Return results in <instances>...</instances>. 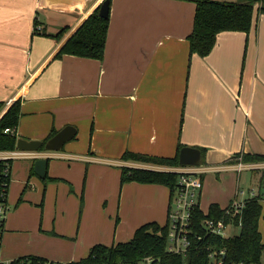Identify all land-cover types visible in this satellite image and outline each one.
I'll return each mask as SVG.
<instances>
[{
  "label": "crops",
  "instance_id": "0c3cea01",
  "mask_svg": "<svg viewBox=\"0 0 264 264\" xmlns=\"http://www.w3.org/2000/svg\"><path fill=\"white\" fill-rule=\"evenodd\" d=\"M101 1L0 0V112L19 99L16 137L45 140L75 128L57 150L9 159L0 260L69 263L94 244L130 239L143 223L164 224L169 188L120 183V168L179 166L125 160V150L172 156L179 145L203 148L201 182L208 171H264V161L229 160L237 152L264 154V12L254 11L248 32H219L200 56L187 40L194 1L109 0L101 59L55 58ZM37 159L45 160L41 175ZM231 185L234 196L237 177Z\"/></svg>",
  "mask_w": 264,
  "mask_h": 264
},
{
  "label": "trees",
  "instance_id": "16d2710c",
  "mask_svg": "<svg viewBox=\"0 0 264 264\" xmlns=\"http://www.w3.org/2000/svg\"><path fill=\"white\" fill-rule=\"evenodd\" d=\"M195 2V10L192 20V28L187 36L190 53L200 56L206 55L213 47L216 35L224 30H240L248 32L254 11L264 12V0H192ZM255 4L256 7H255ZM98 7L95 6L61 41L53 56L56 58L63 54H72L94 59L103 56L105 38L108 26V14L106 17L98 15ZM36 20L33 25L35 29ZM66 31L65 27L58 30L53 36L60 37ZM3 102L0 101V109ZM19 99H14L0 112V151L14 150L16 136L14 133L4 131L15 128L19 115ZM54 133V132H53ZM53 133L48 135L50 137ZM47 139V138H46ZM45 139V140H46ZM43 140V141H45ZM178 146L172 156L150 155L130 150H125L121 157L142 163H150L165 166H180L178 162ZM40 148H43L42 146ZM203 148H200L201 157ZM239 156V159H238ZM202 159V158H201ZM229 159V158H228ZM229 160L242 162L264 161L262 153H234ZM6 161H9L6 160ZM4 160H0V201L5 202L9 174L2 173ZM259 180L264 182V171ZM178 173L170 170H160L145 167L121 166L120 183L126 181H138L148 183H161L169 188L176 184ZM261 183V182H260ZM224 207L217 203H210L205 214L198 207L192 210L191 244L185 253L176 254L166 250L167 225L150 221L138 226L130 239L114 244H94L88 254L69 263L95 262L100 264H141L143 258H151V264H208L207 247L224 248V264L229 262H242L243 264H260L264 258V237L259 230L260 218L264 221V212L261 202L256 198L245 201L239 214L240 227L236 234L220 236L206 232L200 222L204 216L218 218L223 216ZM237 217L233 222H237ZM45 260L35 256H27L11 260L10 264H45ZM48 264H53L48 262ZM62 264V263H58Z\"/></svg>",
  "mask_w": 264,
  "mask_h": 264
},
{
  "label": "built area",
  "instance_id": "2783aa9c",
  "mask_svg": "<svg viewBox=\"0 0 264 264\" xmlns=\"http://www.w3.org/2000/svg\"><path fill=\"white\" fill-rule=\"evenodd\" d=\"M35 29L40 30V26L36 24ZM9 133H13V129H5ZM9 154H2L0 151V160H4L2 173L9 174L8 159L18 157L26 153L24 150H9ZM240 169V168H239ZM178 173L176 184L169 191V201L166 214V250L171 253L183 254L187 252L191 244L192 231V210L199 208V192L201 185L200 173L203 168L197 165H181L175 169ZM2 196L3 194L0 193ZM250 198H256L259 202L264 201V182L258 183L254 188L243 190L236 188L233 198L224 206L223 216L218 218L204 216L200 222L202 228L212 234L220 236H228L226 230L240 227V217L242 207L245 201ZM6 211L5 202L0 201V232L3 225L4 215ZM203 212V211H202ZM205 214V212H203ZM237 222H233V218L237 217ZM208 264H224L223 258L225 254L224 248L207 247ZM151 258L145 257L141 264H151ZM10 260H0V264H10ZM75 264V263H74ZM78 264H100L95 262H83ZM226 264H243L242 262H229ZM264 264V258L260 262Z\"/></svg>",
  "mask_w": 264,
  "mask_h": 264
},
{
  "label": "rangeland",
  "instance_id": "374dc122",
  "mask_svg": "<svg viewBox=\"0 0 264 264\" xmlns=\"http://www.w3.org/2000/svg\"><path fill=\"white\" fill-rule=\"evenodd\" d=\"M199 160L200 166H204L205 161L203 157ZM217 173V174H216ZM236 177L238 180L239 188L246 190L248 188L256 187L259 182L260 172L254 169H243L239 176L236 172L232 170H221V171H208L205 173L203 180L200 185L199 192V206L201 209H207L209 202L216 201L219 205L225 206L231 199L234 192V185ZM229 181L228 183H224ZM232 182V183H231ZM263 209H264V202ZM259 230L261 235L264 237V221L262 218L259 220ZM239 229L237 227L230 228L226 230L227 235H232L238 233ZM45 264H48L46 261ZM62 264H72V263H62ZM74 264V263H73Z\"/></svg>",
  "mask_w": 264,
  "mask_h": 264
},
{
  "label": "water",
  "instance_id": "95a60500",
  "mask_svg": "<svg viewBox=\"0 0 264 264\" xmlns=\"http://www.w3.org/2000/svg\"><path fill=\"white\" fill-rule=\"evenodd\" d=\"M109 10V0H102L98 7V15L106 17ZM75 128L72 125H65L45 141L39 139H27L24 137H16L15 147L19 150H36L41 146L47 150H57L62 144L72 137ZM200 149L194 146L183 145L178 150V162L180 165H197L200 160ZM45 165L44 159H37L34 162V170L37 174L42 173Z\"/></svg>",
  "mask_w": 264,
  "mask_h": 264
}]
</instances>
